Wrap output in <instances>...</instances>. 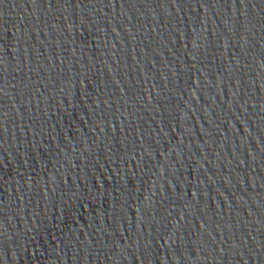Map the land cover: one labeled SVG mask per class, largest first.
<instances>
[{
    "label": "water",
    "instance_id": "water-1",
    "mask_svg": "<svg viewBox=\"0 0 264 264\" xmlns=\"http://www.w3.org/2000/svg\"><path fill=\"white\" fill-rule=\"evenodd\" d=\"M0 264H264V0H0Z\"/></svg>",
    "mask_w": 264,
    "mask_h": 264
}]
</instances>
